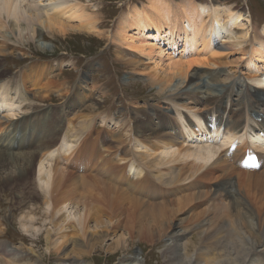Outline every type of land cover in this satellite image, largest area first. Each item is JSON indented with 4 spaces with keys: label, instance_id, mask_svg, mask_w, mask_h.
Segmentation results:
<instances>
[{
    "label": "bare ground",
    "instance_id": "6f19581e",
    "mask_svg": "<svg viewBox=\"0 0 264 264\" xmlns=\"http://www.w3.org/2000/svg\"><path fill=\"white\" fill-rule=\"evenodd\" d=\"M89 2L92 1L0 0V30L7 28L17 39L26 35L27 45L37 51L35 40L43 33L56 38L68 32L66 35L78 38L94 36L109 45L116 43L118 60L146 76L145 83L156 87V92L169 100V108L163 110L172 112L176 120L170 115L166 122L158 119L138 123L137 117L117 121L106 112L96 126L92 111L98 106L92 111L86 107L67 115V108L57 111L54 106L41 104L44 97L51 98L52 92L44 95L35 90L30 93L31 98L19 85L13 91L15 83L6 80L10 75L0 72V187L15 184L21 191L26 189L35 203L40 201L27 211L20 210L17 217L20 229L31 237L24 235L21 239L32 243L26 248L29 254L19 255L20 248L1 243L0 264H30L31 258L38 261L39 249L46 259L55 247L59 250L66 246L68 229H74L77 238L85 240L98 226L94 224L97 226L92 230L89 223L92 215L99 214L94 210L99 202L108 206L100 204V208L109 211L105 225L109 233L105 237L113 238L111 219L123 215L128 204L136 214L137 218L133 214L132 217L136 219L139 233L142 231L140 218L147 211L158 219L170 218L165 211L168 204L163 200L169 194L175 196L172 202L176 204L183 203V199L192 201L197 194H202V200L192 201L190 205L192 220L201 218L194 226L201 228L199 233L203 237L199 238L198 245L190 246L184 241L187 231L177 229L173 223L161 251L166 264H264V137L259 135L263 131L264 115L259 120L254 108L257 102L264 105V91L250 94L247 89L243 90L245 101L235 106L230 101L235 79L231 78L233 83H219L212 76L221 75V70L207 75L197 69L225 67L228 64L221 61L224 55L239 52L247 69L246 76L263 89L264 25L258 31L248 8L222 6L220 0L214 1L213 8L210 3L189 1L186 8L180 6L181 15H175L164 0H148L145 8L128 9L111 33L105 29L102 13ZM194 4L196 7L190 13ZM212 49L215 50L210 55L207 51ZM10 53L8 44L0 42V59H6ZM130 53L138 59L129 58ZM236 69L228 68V71L236 75ZM76 89L74 86L71 92L73 98ZM61 96L64 95L58 94L56 98ZM197 104L199 115L190 111ZM159 112L162 113L161 107ZM158 126L165 129L157 133L154 129ZM94 128L113 132V137L109 135V140L113 138L112 144L102 146L100 140L98 144L102 147L97 150L92 143L94 153H102L105 159L90 177L76 175L69 168L80 165L91 142L88 135ZM245 153L256 156L261 169L242 171ZM1 172L7 173L4 179ZM214 172L220 175L210 189L206 181ZM232 175L237 176L236 185L231 181ZM169 206L171 213L178 211V208L172 209L175 208L172 203ZM201 206L203 211L195 213ZM114 207L119 214L111 212ZM10 216L16 220L12 213ZM7 219L9 215L0 216V235L5 232L3 221ZM98 220L97 223L103 221ZM70 221L74 224L68 225ZM149 224L145 227L149 228ZM73 244L76 245L70 251L59 253V264H75L80 259L78 255H89L77 241ZM207 246L209 250L204 251L203 247ZM140 262L135 255L124 264Z\"/></svg>",
    "mask_w": 264,
    "mask_h": 264
},
{
    "label": "rangeland",
    "instance_id": "374dc122",
    "mask_svg": "<svg viewBox=\"0 0 264 264\" xmlns=\"http://www.w3.org/2000/svg\"><path fill=\"white\" fill-rule=\"evenodd\" d=\"M81 1H85V0H81ZM90 1H92L89 2L90 5L92 6L94 4L96 6V9L98 8L97 10L100 11V13H102L101 16L104 19L103 23L107 27V28L105 27V29L106 30L108 29L111 33L115 32L116 30L115 24L116 23L118 24L119 20H121V18L124 15H126L125 13L128 9H130L132 6L133 9H135L136 6L139 10L140 6H142V8H145L146 5L148 4V0H90ZM164 1L168 3L170 9L175 13V15H177L178 13L181 15L180 6L184 5V7L186 8L188 6L187 2L189 1H192L194 3L197 2L207 3V4L210 3L212 5V8H213V3H215L214 2L215 0H164ZM85 3H88V1ZM220 3L222 4V6H240L241 9L248 8L252 14V22L256 26V28H258V31H260V29L263 27L264 0H220ZM195 7L196 5L194 4L190 13H193ZM240 8L238 9L239 11ZM214 20L220 22L221 19L219 20V18L215 17ZM195 32H197V30H195ZM65 35L61 37L57 36L56 38H50L48 36L46 37L44 33L41 34L35 40L36 41L35 44L39 48V51H41L39 52L33 49V47H31L30 45H27L26 35H25L26 38L17 39L16 37H14L9 33L7 28L3 27L0 30V42L7 43L9 47V51H11L10 55H8L6 59H0V72L3 73L5 71L7 72L6 75H10L6 80L11 79L15 83V85H13V91L16 90L15 88L19 85L21 89L23 91H26L28 96L31 98H33V95L31 96L30 93L35 90L42 92L44 95L48 93L47 91L52 92V94H50L51 98L44 97V101H43L44 103L41 102V104H43L44 107L49 105L54 106L55 110L57 111L61 110L62 107L67 108L68 109L67 115H70L72 113L74 114L75 112L81 111L84 108L86 109V107L91 110L92 108L98 106L96 110L93 109H92L93 111L91 110L96 117L95 118L96 126H99L100 121L102 117L106 114V112H109L111 116L117 119V121L119 119L126 120L129 119L130 117L132 118L137 117L139 118L137 121L138 123L150 122L158 119H162L166 122L169 121L167 117H169L170 115L171 118H174L176 120V117L173 115L172 112L169 111L168 113H165L163 110L164 107L169 108L168 107L170 104L169 100L164 95H162V93H157L156 87L151 88L145 83L147 79L146 76L134 72L131 68L126 67V65L121 60H118V56H116L118 54L116 43L113 45H109V43H107L105 40L103 41L102 39L94 36L93 37L89 36L92 39L89 38L83 39L82 37L78 38L75 35H66V36ZM179 45L180 44H178L179 50H181L182 48H180ZM107 47H109V49H107ZM209 48L210 47H208V49ZM213 50L215 49H212L210 51L208 50L207 52H210L211 55L214 52ZM124 52L127 54L126 51ZM240 54L241 53L239 52L232 51L224 55L221 61L225 62L226 63L225 65L228 64L229 67H227L228 65L225 67L220 65L219 67L211 66L207 68H200V67L197 68L198 70H200L199 73L206 72L207 75H210L209 73L214 70L216 71L221 70L222 71L221 75L218 74L217 76H212L213 79L216 78V81H218L219 83L221 82L227 83L228 81L229 83H231L232 79H235L234 84L231 87V91L233 90L234 91L230 93L231 95L230 101L235 106L242 104V102L244 103L245 101L243 99L244 95L242 94L243 90L247 89L250 92V94H255L264 91V88L262 89L259 86V84H256L254 80L250 78L248 79V77L246 76L247 69L244 65H242L243 60L241 59ZM128 57L134 60L138 59L137 58L138 56L137 55L134 56L133 53H130ZM228 68L234 70L235 68H237L236 69L237 71L235 72V74L236 73L237 74L233 75L232 73H229ZM206 74L205 75L203 74V76H206ZM226 78L227 81H225ZM74 86H76L77 89H76V94L74 93L76 97L74 96L73 98L71 96V92ZM28 87L30 88V90L28 89ZM211 91H215V90H211ZM58 94L59 95L63 94L64 96L63 97L61 96L60 99L59 98L57 99L56 95ZM103 94L104 96H102ZM257 104L258 102L255 103L254 106L256 112H258L256 114V117L259 120H262L264 115V105L262 103L258 105ZM184 105L185 103H182V106ZM198 105L199 104L195 105L190 110V111L194 110L193 112H195L196 115L201 114V112L198 110L200 109ZM182 106H180V108ZM160 107L162 113L159 112ZM76 121L77 120H75V123ZM203 121L204 119L201 120V123H204ZM26 126L30 128V123H27ZM98 128H94L90 136L88 135L89 137L88 139H90L91 142L88 144V147L85 150V154L83 155V159L80 162V165L79 164L77 165L75 163L76 164L75 166L77 167L76 169L74 166H73L74 168L68 167L71 170V172L75 173L76 175H81V176L85 175V177L86 176L90 177L92 173L97 171L99 165L103 163L101 160L105 159L102 153L97 155L96 153H94L92 143L94 144V147H96L97 150L99 147H102L104 144L107 146L111 145L113 138L110 139L111 140L110 141L109 135L113 137V132H110L111 133L110 134L108 130L107 132L103 130L102 133ZM164 129L165 126L164 127L158 126V128H155L154 130L155 132L158 133L159 131H163ZM194 131L197 132L196 129ZM1 133L2 132H0V134ZM259 135L261 137H264V124H263V131L259 133ZM100 140L102 146L98 144ZM259 169L261 168H257L254 170H259ZM10 170L9 169L6 170L8 174H11ZM254 170L252 171L250 170V171L253 172ZM242 171L246 172L247 170L246 168H242ZM1 173H2L1 176H3L2 178L4 179L7 173L6 172L5 174L3 172ZM219 175H220L219 172H214L212 176L213 180L212 178L209 177L208 178L209 180L206 181L207 183H209V185L207 186L210 189L214 188L215 183L218 181L217 180L218 178L216 177H218ZM231 179L233 184L236 185L237 176L232 175ZM72 186L75 187L74 185H70L69 187ZM1 187H0V216L4 218L5 216L7 217L9 215V219H7V221L9 222L7 223V221H3L4 223L3 225L4 227H6V229L5 232L0 235V244L3 243L6 244L7 246L20 248L18 251L19 255L29 254L26 248L29 247L32 243L29 242V240L21 242V239L23 238L22 236H24L25 234L16 223L17 217L20 213V210L27 211L29 208L35 206L36 204L38 205L40 201H36L35 203L33 200L30 199V195L26 189L21 191L20 190L21 188H19L20 186H17L15 184H10L9 187L7 186H5L4 188ZM16 188H19V190ZM79 190L81 191V188H79ZM76 191L77 193L80 192L78 191V189ZM94 194L97 193L94 192ZM197 196L198 197H195L194 200H192L193 202L195 201L198 202L199 200H202L200 199L202 198L201 197L202 194L201 195L197 194ZM235 197L236 196H234V198ZM163 198H164L163 200L165 201L164 203L167 202L168 204L166 205V207L167 209L168 208L169 209L167 210L165 207V211L167 213V216H169L170 218L165 217L158 219L157 216H153L150 214V212L147 211V213L145 212L142 214V217L140 218L139 221V224H141L139 228L141 227L140 231L141 230L142 231L137 233L138 227L136 226V219H135L137 218L135 216L136 214L134 215V213H132L133 208L128 207V205L130 204L125 205V211L123 215L120 214L118 217L116 216L115 218L111 219L112 222L110 224L114 228L111 229L110 235H114V236L113 238H109V239L104 236L106 232L109 233V229H106L105 227V225H107L106 221L108 220L109 211L106 210L104 207H103L104 210L103 208H100L99 207L100 204L102 206L103 203L99 202L100 203L99 206H97V208L94 209L97 211V214L98 212L99 214L92 215L89 223L92 230L94 229V226H97L94 224H98V226L95 227L94 229L95 231L94 233L90 232L87 235L88 237L86 236L87 238L81 241V239L77 238V232L74 229L73 230L68 229L67 234L69 236V240L66 242L65 247L59 250H57V247H55V251H53V253L50 256H48L46 259L40 254L42 253V249H39L37 252V255L39 256L38 261H35L33 258H31L29 263L59 264V260H60L59 253L67 252V250L70 251L74 245L73 243L77 241L78 246L83 247V250L87 251L89 255L87 256L78 255V258L80 259L78 260V262H75V264H124V262H128V258L130 259L131 256H135V255L138 256L139 260H141L140 264H146V263L166 264L162 252L165 248L166 237H168L170 233L169 231H171L173 227L172 226L173 223L174 225H176L177 229L180 228L187 231L186 238L184 241H186L187 244L190 246L198 245L199 238L201 239V237L203 236L199 233L201 232V228L194 226V224L197 221L201 220V218L199 220L198 219L192 220V215H193L191 213L192 205H190L192 201H187L183 199V203L179 202V204H176L172 202L175 199V196L170 194L165 195V197ZM171 203L175 207L172 208L173 210L178 208V211L180 210L181 212L179 211V213H176L178 211L175 210V212L172 211L171 213V211H169L171 210L170 208L171 206H169V204ZM184 203L185 205L188 203L186 207L184 206ZM103 206L108 207L107 205L104 204ZM180 207L181 208L183 207V209L181 210ZM202 209H204L203 206L199 207L198 209L196 208L194 212L199 213L200 210ZM100 210L101 211L103 210V212H100ZM111 212H113L114 214H119L116 207L112 208ZM9 213L10 214L12 213L13 217L14 218L16 217L15 218L16 220H14ZM173 213H176V215ZM132 214L135 218L132 217ZM188 215H190V217ZM186 216H188V218ZM153 217L155 219H153ZM97 218L99 219L98 221H100V219L103 220L100 222L101 224L99 222L97 223ZM165 219L166 220L168 219V221H166ZM115 220H118V222H115ZM168 222L169 224H167ZM164 223H166L167 227ZM73 224L74 223L71 221L68 223V225H73ZM116 224L120 227H116L117 226ZM148 224L151 230L148 227H145L148 226ZM143 227H145L147 230H145V228L143 229ZM158 230L160 232H158ZM161 235L163 238L160 237ZM25 236L27 238H31L27 234ZM123 237L124 240H122ZM152 237L153 239H151L150 241V238ZM87 243L88 245H90L89 247ZM86 245L87 247L85 248ZM203 249L204 251H208L209 247L208 246L203 247ZM190 251L192 252V250Z\"/></svg>",
    "mask_w": 264,
    "mask_h": 264
}]
</instances>
